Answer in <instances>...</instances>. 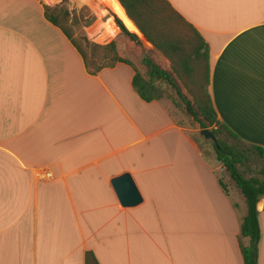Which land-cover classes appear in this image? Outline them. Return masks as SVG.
I'll list each match as a JSON object with an SVG mask.
<instances>
[{
    "label": "crops",
    "instance_id": "1",
    "mask_svg": "<svg viewBox=\"0 0 264 264\" xmlns=\"http://www.w3.org/2000/svg\"><path fill=\"white\" fill-rule=\"evenodd\" d=\"M76 1L96 17L85 27L94 42L110 23L116 34L99 45L120 32L112 11ZM166 1L207 46L218 120L264 148V0ZM133 74L122 62L88 72L44 0H0V264H85L86 251L98 264H243V195L222 191L223 167L172 104L138 96ZM124 174L134 204L117 198L112 180ZM257 210L264 264V197Z\"/></svg>",
    "mask_w": 264,
    "mask_h": 264
},
{
    "label": "trees",
    "instance_id": "2",
    "mask_svg": "<svg viewBox=\"0 0 264 264\" xmlns=\"http://www.w3.org/2000/svg\"><path fill=\"white\" fill-rule=\"evenodd\" d=\"M109 3L111 11L120 19H115L120 32L103 45L90 42L82 35L79 39L85 44L82 46L72 40L59 23L57 14L50 12L46 5L44 15L68 37L88 72L95 74L118 62L128 64L134 71L132 86L143 101L165 97L160 85L166 83L175 90L176 96L170 97L175 107L183 109L201 129L211 127L209 132L215 138V142L211 141L214 158L223 167L219 185L228 194V181H232L246 204L239 232L243 264H258L260 227L257 203L264 197V148L244 142L218 120L208 92L206 44L195 28L166 0H109ZM109 37L100 35L95 41L104 43ZM142 38L168 59V68L159 62L161 59L153 51H150V56L144 50ZM243 166H255L257 174L244 177L240 171ZM240 238H248V244L243 245ZM85 264H98L91 251L85 253Z\"/></svg>",
    "mask_w": 264,
    "mask_h": 264
},
{
    "label": "rangeland",
    "instance_id": "3",
    "mask_svg": "<svg viewBox=\"0 0 264 264\" xmlns=\"http://www.w3.org/2000/svg\"><path fill=\"white\" fill-rule=\"evenodd\" d=\"M91 1H92L93 5L95 3L100 5V10L102 11L101 15L105 14L108 17H110L111 15H112V17H115L114 14L111 12V10L107 7V5H108L107 3H109V2L102 3L98 0H96V1L91 0ZM80 2H82V1L80 0ZM82 3H84V2H82ZM44 5H46L48 7L50 12L57 14V18L59 20V23L69 32L72 40H76L79 43H81L79 41L80 37L82 35L86 36L85 27L87 26V24H92L96 19L94 14H92V12H93L92 9L88 5H86V4L80 5L76 0H53V1L44 0ZM53 8H57V9H54V11H53ZM105 25H103L104 29H105ZM116 31H117L116 28L113 26L112 23H110L109 28L105 32H103V34H101V35H103V36H114L116 34ZM98 36H100V35H97L96 37H98ZM86 37L90 42L96 43L92 39H90V37H88V36H86ZM96 37H94V38H96ZM81 44H82V46L85 45L84 43H81ZM96 44H99V43H96ZM142 46H143L144 50L151 56L149 47H147L143 41H142ZM86 51L88 52V49H86ZM159 62L164 67H166V68L169 67V63H167L166 61L160 60ZM160 88H162V90L166 93V95H165V97H163V99L166 100V102L172 104V106L174 107V112L176 114V118L178 119V121L180 122L182 127H184L186 129V131L189 133V135L192 137V139L194 141H196V145L198 146L199 150L202 153H204L203 155L205 156V158L214 166V168H216L218 166V162L214 158V150H213L212 142L210 140L204 139L202 136L199 135V130L201 128L199 127V125L196 122H194L192 120L191 117H189L185 113V111L183 109H178L177 107H175L173 105V103L170 100L171 99L170 97L176 96L175 90L172 89L166 83L165 84L162 83L160 85ZM208 129H211V127H209ZM240 171L242 172L244 177L255 176L257 174L256 173L257 168L255 166H250V168H246L243 166L240 168ZM221 172L222 171L217 170V171H215V174L218 176H221L222 175ZM229 183L234 185L233 182L230 180L228 181V185H229ZM234 198L236 199L237 197L235 196Z\"/></svg>",
    "mask_w": 264,
    "mask_h": 264
},
{
    "label": "water",
    "instance_id": "4",
    "mask_svg": "<svg viewBox=\"0 0 264 264\" xmlns=\"http://www.w3.org/2000/svg\"><path fill=\"white\" fill-rule=\"evenodd\" d=\"M199 135L206 140L215 142L214 136L209 132V129L204 128L199 130ZM117 198L122 205H130L140 200L139 193L128 174H124L112 180Z\"/></svg>",
    "mask_w": 264,
    "mask_h": 264
}]
</instances>
